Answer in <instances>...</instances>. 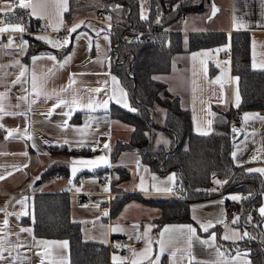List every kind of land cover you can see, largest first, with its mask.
<instances>
[{"label":"crops","instance_id":"obj_1","mask_svg":"<svg viewBox=\"0 0 264 264\" xmlns=\"http://www.w3.org/2000/svg\"><path fill=\"white\" fill-rule=\"evenodd\" d=\"M85 1L77 0L78 3ZM32 3L38 5L36 16L31 14L30 8H20L18 0H0V27L20 25L25 29L26 18L36 19L45 31L33 32L34 35L44 37L41 40L51 47L26 57L24 31L0 32V105L3 107L0 111V209H3L0 211V240L3 241L0 248L6 258L0 264H13V261L15 264H41L42 259L43 264H69L68 240L35 236L32 224L34 193L62 191L69 194L70 217L79 222L82 238L106 243L111 262L155 264L158 259L159 264H189L186 240L182 238L169 243V237L177 233H165L163 238L160 233L166 227L192 225L200 240H209L210 233H215L216 237L214 243L210 241L212 246L193 239L192 264L196 261L249 264V248L242 240L244 233H248L246 227L252 223L250 215H243L240 211V201L247 194L224 187L225 183H216L227 181L216 174L210 177L206 196L188 202L189 220L156 223L159 208L144 202L141 197L170 195L168 191L157 189L179 184L178 173L175 170H151L133 150H121L118 155L111 156L113 143L127 140L132 125L109 112L113 104L128 109L131 105L127 90L110 68L112 39L106 30L108 24L99 21L96 14L82 15L66 23L64 13L70 7V0H67L66 10L58 7L55 0H32ZM206 4L212 9L210 17L207 16L212 18L210 25L186 23L184 14L182 21L176 19L165 27L184 33V40L188 32L221 31L225 33L226 41L193 49L185 48L184 41V48L172 54L169 70L159 72L163 77L158 80L165 83L170 94L178 97L183 107L190 109L192 129L197 133L210 131L211 105L240 110L241 120L236 123L238 132L231 134L232 161L247 171L264 169V120H244L245 114L264 117V108L262 111L260 108H238L237 95L240 101V94L237 77L232 72L230 41L232 32H247L250 67L264 70V0H206ZM213 6L218 9L215 15ZM88 9L92 10L89 7L84 13ZM6 14L9 18L2 21ZM73 27H76L75 32L70 31ZM60 29H66L69 43L65 46L58 44L55 35ZM61 48V52L56 50ZM50 56L56 59H48ZM34 57L38 59L34 61ZM69 57L71 59L65 64ZM21 72L23 76H20ZM70 80L74 82L69 86ZM113 96L115 99L111 98ZM60 100L66 103L55 107ZM104 101L108 102L107 107ZM154 111L156 119L161 122L164 108L156 105ZM153 133L154 139L158 136L156 144L169 146L171 138L166 131L158 128ZM65 147L87 149V152H68ZM81 160L94 163L81 164ZM137 161L138 169L135 168ZM51 164L65 165L66 170L37 182L40 172ZM73 167L77 169L74 176ZM256 173L264 183V174ZM103 174L110 176L109 183L101 181ZM161 174L168 175L167 183H159ZM87 194H90V202L85 201ZM125 194L130 196L121 203V195ZM233 196L240 199H231ZM226 204H233L238 212L231 222L222 224ZM262 207L264 189L256 207L261 216L260 233L264 237V216L259 211ZM5 219L8 220L7 226L3 223ZM197 221L211 222L214 226L204 232ZM149 225L152 226L150 232ZM25 228L31 232L21 231ZM146 232L147 236L144 235ZM225 235L230 238L224 239ZM121 236L123 241H120ZM136 236H140V240H136ZM160 239L165 241L163 254L160 253ZM41 240L50 243L38 244ZM149 240L152 251L145 259L140 253ZM65 241L67 247H62ZM120 242L122 248L117 247ZM172 252H176L175 258Z\"/></svg>","mask_w":264,"mask_h":264},{"label":"trees","instance_id":"obj_2","mask_svg":"<svg viewBox=\"0 0 264 264\" xmlns=\"http://www.w3.org/2000/svg\"><path fill=\"white\" fill-rule=\"evenodd\" d=\"M102 10L111 12V25L106 30L112 42H118V56L121 62L113 61L110 68L118 75L127 90L131 108L111 105V115L132 125L128 139L113 143L111 156L121 150H133L140 161L151 170L165 172L175 170L181 187V200L170 195L141 197L159 208L156 223L189 220L188 202L206 196L205 189L210 185V177L216 174L227 179L223 185L232 190L246 193L240 201V211L250 215L248 235L244 243L249 248V264H264V237L260 233V218L256 207L260 202L264 183L256 172H250L235 165L231 158L233 139L229 123L233 108L220 109L211 105V129L197 133L192 129L191 114L183 107L176 95L169 93L165 83L154 78L155 73L166 72L170 68L171 56L175 51L213 46L226 41L224 32H188L170 29L159 34L160 43L137 42L133 35L138 30L164 29L180 15L188 12L204 11L206 0H100ZM208 1V0H207ZM119 6V7H117ZM86 8L70 0V7L64 13L65 22L72 10L79 12ZM146 16L147 19H143ZM9 18V15L6 19ZM38 21L26 18V32L22 33L26 43L25 56L51 49L47 42L38 39L33 31ZM126 26L127 29L123 27ZM232 72L237 77L240 101L238 108H264V70L253 69L249 64V34L234 31L230 37ZM68 48V46L66 47ZM65 48V49H66ZM63 51V49H56ZM210 67V73H212ZM164 108V118L156 119L154 107ZM77 116V115H76ZM75 119V116L73 117ZM161 128L170 138L169 146L155 144L153 131ZM87 149L69 148L65 151L78 152ZM66 170L65 165L51 164L44 168L37 182L51 178ZM130 195H121L124 202ZM114 210L116 205L113 206ZM33 233L35 236L66 238L69 244V264H127L114 263L108 258L109 246L103 242L82 238L80 224L70 217L69 194L62 192H35L32 200ZM246 215V216H247ZM26 221V219H22Z\"/></svg>","mask_w":264,"mask_h":264},{"label":"snow or ice","instance_id":"obj_3","mask_svg":"<svg viewBox=\"0 0 264 264\" xmlns=\"http://www.w3.org/2000/svg\"><path fill=\"white\" fill-rule=\"evenodd\" d=\"M55 2H56V4L58 5V7H60V8H62V9H64V10H66V7H67V0H55ZM18 6H19L20 8H26V9H27V8H30V9H31V14H32L33 16H36V15H37V7H38V5L32 3V0H18ZM117 7H119V6H117ZM216 11H218V9H216L215 6H213V15H215ZM41 18H42V17H41ZM142 18H143V19H147V17H146V16H143V15H142ZM109 19H111V17H109ZM76 27H78V26H76ZM76 27L71 28L70 31H71V32H75V31H76ZM8 30L23 32L25 29H24L22 26H20V25H8L7 27H0V32H5V31H8ZM54 30H58V29H54ZM106 38H107V37H106ZM38 39H44V37H38ZM50 42H51V41H50ZM26 43H27V42H25V44H26ZM67 43H69V41L66 39V40L64 41V44H67ZM53 46H58V45L54 44ZM36 59H38V57H34V58H33L34 61H35ZM48 59L55 60L56 57H55V56H50V57H48ZM70 59H71V57H69L67 60H65L64 63H65V64L68 63V61H69ZM61 67H63V64H61ZM23 75H24V73L21 72V73H20V76H23ZM74 75H75V74H74ZM112 80H113V81H116V78H115V77H112ZM17 82H19V77L17 78ZM73 82H74V81H71V80H70V84H69V86H70L71 83H73ZM33 87L35 88V75H33ZM64 90H66V89H64ZM95 91L99 92L100 89H96ZM121 91H123V90H121ZM111 98H112V99H115L114 96L111 97ZM64 103H66L64 100H60L59 103H58L57 105H55V107H59L61 104H64ZM73 103H75V101H73ZM107 103H108L107 101H104V106H105V107H107ZM117 103H120V101L117 100ZM237 106H239V96H238V95H237ZM0 111H3V107H2V105H0ZM49 114H51V113H49ZM255 118H258V119L264 120V117H258V116H256V117H250L248 114H245V116H244V120H245V121H247V120H249V119H255ZM0 127H2V125H0ZM11 131H17V130H10V132H11ZM233 131H235V128L233 129ZM205 134H206V133H205ZM29 138H31V137H29ZM65 143H68V142L65 141ZM105 147H107V145H105ZM24 155H26V153H24ZM235 155H236V154L233 153V157H235ZM98 159H99V160H104V157H99ZM254 159H255V158H254ZM73 163L75 164V163H77V161H73ZM79 163H81V164H92V163H94V161H83V160H81V161H79ZM76 170H77V169H76L75 167H73V169H72L73 176L75 175ZM249 171H250V172L255 171V172H260V173L264 174V169H249ZM0 178H2V177H0ZM169 179H172V178L170 177ZM216 183H218V184H223V183H226V181H216ZM141 184L143 185V180L141 181ZM106 190H107V189H106ZM157 190H158V191H171L172 189H171V188H165V189H157ZM231 199L236 200V199H240V198H239V197H236V196H233V197H231ZM21 203H23V201H21ZM0 211H3V209H0ZM259 211H260V214H261L262 216H264V207H262ZM9 215H10V214H9ZM105 215H107V212H105ZM193 219H196V217L194 216ZM236 219L238 220V217H237ZM235 222H236V221L234 220L233 223H235ZM3 223H4L5 226H7V225H8V220L5 219V220L3 221ZM197 223H200V222L197 221ZM213 226H214V225H213L211 222H208V223H206V224H204V223H200V228H201L204 232H208L209 228H211V227H213ZM151 228H152V226L149 225V226H148V231H149V232L151 231ZM21 231H24V232H31V229H27V228H25V229H21ZM172 232L177 233V235H175V236H170V237H169V241H168L169 243H173L174 241H177V240L182 239V238L186 240V242H187V244H188V255H189V257H190V259H189V264H192V259H194L193 257H191V246H192V243H193V239H196L197 241H199V242L202 243V244L212 246V245L210 244V241H211L212 243H214V242H215V238H216V237H215V233H210V234H209V240H200V238L197 236V229H196L195 227H193L192 225H180V226L166 227V228L160 233V236H161V238H163L164 235H165V233H172ZM144 235L147 236V232H146ZM244 235L247 236L248 233H244ZM135 238H136V240H140V236H136ZM223 238H224V239H229L230 237H228L227 235H225ZM241 238H242V237H241ZM2 243H3V241L0 240V245H2ZM48 243H50V242H48V241H43V240L38 241V244H41V245H47ZM151 243H152L151 240H149V241H148V245H147V247L144 249V251H143L142 253H140V255H143V256L145 257V259H148V254L152 251ZM158 243L160 244V253L163 254L164 251H165V241H164V239H160V240L158 241ZM62 247H67V242H66V241L63 242ZM117 247H119V246H117ZM177 251H180V249H177ZM134 255H136L135 252H134ZM171 255L175 258V257H176V252H172ZM221 255H223V254L221 253ZM5 259H6V258H5V256L3 255V249L0 248V261H3V260H5ZM114 259H115V258H114ZM13 264H15V261H13ZM41 264H43V259H42V261H41ZM61 264H62V262H61ZM132 264H136V261H133ZM155 264H159V260H158V259L155 261ZM196 264H204V262L196 261Z\"/></svg>","mask_w":264,"mask_h":264},{"label":"built area","instance_id":"obj_4","mask_svg":"<svg viewBox=\"0 0 264 264\" xmlns=\"http://www.w3.org/2000/svg\"><path fill=\"white\" fill-rule=\"evenodd\" d=\"M108 12L106 10H102L99 13V18H97L99 21L107 23L108 25H111V23H113L111 21V19L108 18ZM8 14H6L5 16L2 17V21H5L7 18ZM182 15L178 16L177 20L182 21ZM124 29H127L126 26L123 27ZM40 32V31H45V28L40 25L37 24L35 26V30L33 32ZM171 31L170 29H167L166 27H164V29L158 30V29H151L148 31H142V30H138L137 32H135V34L133 35V39L137 42H149L152 44H159L160 43V37L159 34L161 33H167ZM24 32H26V30H24ZM58 44L65 46L66 44H64V41L67 38V34H66V29H60L59 31H57L55 33ZM118 42H112V57L113 60L115 62H121L122 59L119 58L118 56ZM260 111H262V108H260ZM241 120V114H240V110L238 109H233V113H232V117L229 123V127H230V131L235 134L238 132L237 127H236V123L240 122ZM235 128V131H233V129ZM124 169L126 171H130V169L128 167H124ZM101 181L103 183H109L110 182V176L108 174H103L101 176ZM172 190L168 191V193L170 195H172L174 198L181 200V187L179 184H174L170 187ZM85 201L86 202H90L91 201V197L90 194H87L85 197ZM238 212V210L236 209V207H234L233 204H226L224 207V213L221 219V223L225 224V223H229L232 221L233 219V215L236 214ZM124 237L121 236L120 237V241H123ZM122 242L119 243V248H122Z\"/></svg>","mask_w":264,"mask_h":264},{"label":"rangeland","instance_id":"obj_5","mask_svg":"<svg viewBox=\"0 0 264 264\" xmlns=\"http://www.w3.org/2000/svg\"><path fill=\"white\" fill-rule=\"evenodd\" d=\"M76 3L77 0H75ZM78 4H81V5H86V8H83V9H80L81 11L83 12H76L74 10H72V12L70 13V17L72 20L73 18H77V17H80L82 15H87V16H98L97 18H99V13H98V10H100V7L102 6V2L100 0H86L85 2L83 3H78ZM205 10L204 11H194V12H188L186 13L184 16L186 18V23H195V24H199L200 26L202 25H210L212 23V18H208L210 17L211 15V5H208L206 4V1H205ZM92 8V10H89L87 12L84 13V11L87 9V8ZM97 10V11H96ZM109 14H108V18L111 17L112 18V15H111V12L106 10ZM208 16V17H207ZM206 17L208 18L207 22L206 21ZM163 75V74H162ZM161 74L159 73H155L154 74V77L156 79L160 78V77H163ZM158 107H160L161 109H163V106L161 105H158ZM158 136H156V138L154 139V142L155 144L158 142ZM63 149V148H62ZM135 175V174H134ZM158 181L160 184H165L168 182V175H164V174H161V176L158 178ZM227 187V186H225ZM230 187V186H229Z\"/></svg>","mask_w":264,"mask_h":264},{"label":"water","instance_id":"obj_6","mask_svg":"<svg viewBox=\"0 0 264 264\" xmlns=\"http://www.w3.org/2000/svg\"><path fill=\"white\" fill-rule=\"evenodd\" d=\"M139 161L136 162L135 168L138 169Z\"/></svg>","mask_w":264,"mask_h":264}]
</instances>
